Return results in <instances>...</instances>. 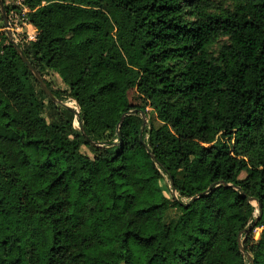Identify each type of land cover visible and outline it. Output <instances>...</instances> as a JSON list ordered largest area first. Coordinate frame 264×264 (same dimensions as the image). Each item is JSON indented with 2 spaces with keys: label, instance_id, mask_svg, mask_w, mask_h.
Instances as JSON below:
<instances>
[{
  "label": "trees",
  "instance_id": "trees-1",
  "mask_svg": "<svg viewBox=\"0 0 264 264\" xmlns=\"http://www.w3.org/2000/svg\"><path fill=\"white\" fill-rule=\"evenodd\" d=\"M22 1L19 47L79 116L46 118L0 26V264H264V0Z\"/></svg>",
  "mask_w": 264,
  "mask_h": 264
},
{
  "label": "rangeland",
  "instance_id": "rangeland-1",
  "mask_svg": "<svg viewBox=\"0 0 264 264\" xmlns=\"http://www.w3.org/2000/svg\"><path fill=\"white\" fill-rule=\"evenodd\" d=\"M4 3L5 8H7L6 14H7V21L10 32L15 36V39L20 42L23 46H27L28 44L35 43L34 36L35 33L32 31V29L27 28L25 25L26 22V16H23L24 13V7H23V1L22 0H2ZM237 2L235 0H205V10L207 13H213V14H222L227 12H232L236 6ZM0 26L4 28V22L2 19V13L0 9ZM17 28V32L15 31ZM5 30V28H4ZM6 31V30H5ZM31 38V40H29ZM229 39L228 38H222L218 40L214 45L209 47L208 53L209 57L213 60H216L218 58L219 52L221 48L225 45H229ZM47 77L48 82H50L54 88H60V89H66V86L62 82V78L58 77L56 74L50 73ZM45 109L44 113L47 119L53 124L57 123V118L59 116L60 110L64 109L61 106L55 105L48 97H46L45 100ZM65 104L67 103L69 107L75 109L76 111H79L77 105L75 102L74 105L71 102L65 101ZM148 116H147V124L146 126H152L154 128H158L161 126L160 122L157 120L156 115L152 112L151 109H147ZM78 125L73 123V126L75 130L80 131L79 121ZM82 152L88 154L91 156L88 149H82ZM160 187L163 191V194L171 200L175 195L172 192V189L170 187V182L167 179V177L162 176V180L160 182ZM256 206V205H255ZM262 229H257L254 233V239L259 240ZM241 241L244 242V237L241 238Z\"/></svg>",
  "mask_w": 264,
  "mask_h": 264
},
{
  "label": "water",
  "instance_id": "water-1",
  "mask_svg": "<svg viewBox=\"0 0 264 264\" xmlns=\"http://www.w3.org/2000/svg\"><path fill=\"white\" fill-rule=\"evenodd\" d=\"M0 9H1V13H2V19L4 22V28L8 34V38H9V42L12 44V46L15 48V50L18 52V55L20 57V59L24 62V64L29 68V70L32 72L35 80L38 82L40 88L42 89V91L44 92V94L46 95V97H48V99H50L55 105L57 106H61L62 108L69 110L71 112H75V114L77 115V117L79 116V111H76L75 109L69 107L67 104H65L63 101L57 99L53 93L51 92V90L47 87L46 83L43 81V79L39 76V74L34 70V68L31 66L30 62L25 58L21 48L19 47V44L17 43V41L14 38V35L10 32L9 30V26H8V19H7V14H6V9L4 6V3L2 0H0ZM133 114V113H130ZM142 115V119H143V127L141 129V133H143L145 126L147 124V116L145 114H141ZM79 126H80V132L84 133V128L82 123L79 122ZM149 149V148H148ZM226 186V184H224ZM170 187L172 189L173 194L176 196V190H175V186L173 181H170ZM199 197L193 198L191 200V202H194L196 199H198ZM250 202L254 205H256L257 209H258V214L259 217L256 218L255 222L246 230H244L243 232H241L238 236V245H239V250L240 252L245 255V250L243 247V242L241 241V238L243 235L249 233L252 229L255 228L256 224L258 223V221L260 220V215H261V207L259 205V203L255 200V199H250ZM247 260L253 264V259L250 255L247 256Z\"/></svg>",
  "mask_w": 264,
  "mask_h": 264
},
{
  "label": "built area",
  "instance_id": "built-area-1",
  "mask_svg": "<svg viewBox=\"0 0 264 264\" xmlns=\"http://www.w3.org/2000/svg\"><path fill=\"white\" fill-rule=\"evenodd\" d=\"M24 7V6H23ZM28 13H29V10L26 8V7H24V13H23V16H26L27 15V17H26V20H25V22H26V26H27V28H28V26H30V24H29V22H28ZM16 32H17V28H16V30H15ZM14 38H15V36H14ZM16 40V39H15ZM29 40H31V38H29ZM17 41V40H16ZM34 41H36V37L34 36ZM17 43H18V41H17ZM176 197V196H175Z\"/></svg>",
  "mask_w": 264,
  "mask_h": 264
},
{
  "label": "crops",
  "instance_id": "crops-1",
  "mask_svg": "<svg viewBox=\"0 0 264 264\" xmlns=\"http://www.w3.org/2000/svg\"><path fill=\"white\" fill-rule=\"evenodd\" d=\"M28 28L32 29V31L34 32V29L32 28V26H28ZM35 33V32H34ZM35 37H36V34H35ZM36 42V41H35ZM53 74H56V73H53ZM58 77H60L58 74H56Z\"/></svg>",
  "mask_w": 264,
  "mask_h": 264
},
{
  "label": "bare ground",
  "instance_id": "bare-ground-1",
  "mask_svg": "<svg viewBox=\"0 0 264 264\" xmlns=\"http://www.w3.org/2000/svg\"><path fill=\"white\" fill-rule=\"evenodd\" d=\"M67 104V103H66ZM68 105V104H67ZM73 105H74V103H73Z\"/></svg>",
  "mask_w": 264,
  "mask_h": 264
}]
</instances>
